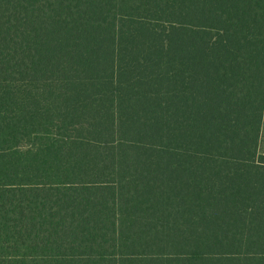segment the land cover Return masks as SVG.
Masks as SVG:
<instances>
[{
    "label": "trees",
    "instance_id": "1",
    "mask_svg": "<svg viewBox=\"0 0 264 264\" xmlns=\"http://www.w3.org/2000/svg\"><path fill=\"white\" fill-rule=\"evenodd\" d=\"M264 0H0V264H264Z\"/></svg>",
    "mask_w": 264,
    "mask_h": 264
},
{
    "label": "rangeland",
    "instance_id": "2",
    "mask_svg": "<svg viewBox=\"0 0 264 264\" xmlns=\"http://www.w3.org/2000/svg\"><path fill=\"white\" fill-rule=\"evenodd\" d=\"M259 152L264 154V135L261 134V138L259 141Z\"/></svg>",
    "mask_w": 264,
    "mask_h": 264
},
{
    "label": "crops",
    "instance_id": "3",
    "mask_svg": "<svg viewBox=\"0 0 264 264\" xmlns=\"http://www.w3.org/2000/svg\"><path fill=\"white\" fill-rule=\"evenodd\" d=\"M261 134L264 135V113H263V119H262ZM260 138H261V136H260Z\"/></svg>",
    "mask_w": 264,
    "mask_h": 264
}]
</instances>
